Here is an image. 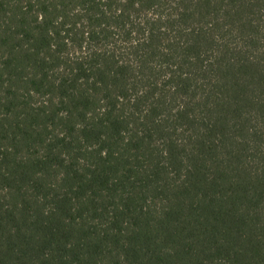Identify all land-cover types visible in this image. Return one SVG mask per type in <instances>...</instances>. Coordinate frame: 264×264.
I'll list each match as a JSON object with an SVG mask.
<instances>
[{
	"label": "trees",
	"instance_id": "trees-1",
	"mask_svg": "<svg viewBox=\"0 0 264 264\" xmlns=\"http://www.w3.org/2000/svg\"><path fill=\"white\" fill-rule=\"evenodd\" d=\"M0 264H264V0H0Z\"/></svg>",
	"mask_w": 264,
	"mask_h": 264
}]
</instances>
